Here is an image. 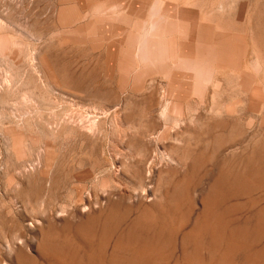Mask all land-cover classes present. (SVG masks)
Wrapping results in <instances>:
<instances>
[{
	"label": "rangeland",
	"instance_id": "1",
	"mask_svg": "<svg viewBox=\"0 0 264 264\" xmlns=\"http://www.w3.org/2000/svg\"><path fill=\"white\" fill-rule=\"evenodd\" d=\"M0 264H264V0H0Z\"/></svg>",
	"mask_w": 264,
	"mask_h": 264
},
{
	"label": "bare ground",
	"instance_id": "2",
	"mask_svg": "<svg viewBox=\"0 0 264 264\" xmlns=\"http://www.w3.org/2000/svg\"><path fill=\"white\" fill-rule=\"evenodd\" d=\"M143 46H145V45H143ZM143 46H142V47H143ZM140 51H141V50H140ZM141 52H142V51H141ZM143 52H144V51H143ZM140 55H141V54H140ZM140 55H139V56H140Z\"/></svg>",
	"mask_w": 264,
	"mask_h": 264
}]
</instances>
